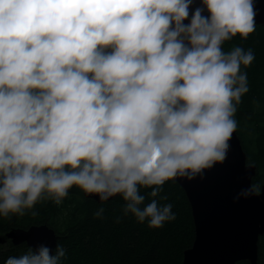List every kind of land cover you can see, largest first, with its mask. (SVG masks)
I'll list each match as a JSON object with an SVG mask.
<instances>
[{"label": "clouds", "instance_id": "obj_1", "mask_svg": "<svg viewBox=\"0 0 264 264\" xmlns=\"http://www.w3.org/2000/svg\"><path fill=\"white\" fill-rule=\"evenodd\" d=\"M192 3L0 0V214L59 204L77 186L101 202L121 194L125 214L151 228L175 219L140 188L154 198L224 162L249 91L241 66L255 59L222 50L255 31L253 0H202L185 24ZM64 256L60 243L54 255L28 246L5 264Z\"/></svg>", "mask_w": 264, "mask_h": 264}, {"label": "trees", "instance_id": "obj_2", "mask_svg": "<svg viewBox=\"0 0 264 264\" xmlns=\"http://www.w3.org/2000/svg\"><path fill=\"white\" fill-rule=\"evenodd\" d=\"M233 47L251 50L255 56L250 66H241V71L247 73L249 91L236 105L233 117L247 162L254 164L258 160L256 148L261 156L264 153V137L255 142L248 131L256 101L264 103V27L257 26L247 38L237 34L222 45L225 52ZM261 163L264 165L263 157ZM253 183L259 186L257 178ZM159 188L158 196L154 198L148 195L152 188L141 187L140 193L146 197L145 204L156 199L161 206L172 205L175 219L164 222L161 228H151L147 219L141 223L132 213L125 214L126 202L122 195L98 204L85 198V192L73 186L59 204L52 198H43L33 209H25L23 215L0 214V237L13 230L45 225L60 237L58 244L65 250L60 264H182L184 253L192 247L195 239L190 203L184 190L172 180ZM101 208L104 211L97 217L95 213ZM27 248L26 244L15 246L8 241L0 247V264H5L9 257L25 253ZM258 248V264H264V236L260 237Z\"/></svg>", "mask_w": 264, "mask_h": 264}, {"label": "water", "instance_id": "obj_3", "mask_svg": "<svg viewBox=\"0 0 264 264\" xmlns=\"http://www.w3.org/2000/svg\"><path fill=\"white\" fill-rule=\"evenodd\" d=\"M197 7H203L202 0H193L185 24ZM253 7L257 13L256 25H264V0H253ZM203 14L210 16L206 8ZM228 144L223 163L204 169L193 180L179 176L172 180L187 196L195 230L193 245L184 253L182 264H258V243L264 236V191L260 195H242L251 189L256 169L247 166V156L237 131L233 132ZM120 195L101 202L97 194H84L98 204L108 203ZM59 238L48 226H34L0 237V247L8 241L33 249L43 245L54 255Z\"/></svg>", "mask_w": 264, "mask_h": 264}, {"label": "flooded vegetation", "instance_id": "obj_4", "mask_svg": "<svg viewBox=\"0 0 264 264\" xmlns=\"http://www.w3.org/2000/svg\"><path fill=\"white\" fill-rule=\"evenodd\" d=\"M257 26H263L264 25H257ZM249 125H252L251 128L248 129L250 133H252L255 142L260 141L264 136L262 135V131H264V103L260 100H257L255 103V107L253 109V118L252 123ZM248 128V126H246ZM250 129H252L250 131ZM256 157H258V160L255 161L253 167L256 169L254 180H258L259 186L261 188L264 187V165L261 163V157L264 159V153L263 156H261V152L256 148Z\"/></svg>", "mask_w": 264, "mask_h": 264}]
</instances>
